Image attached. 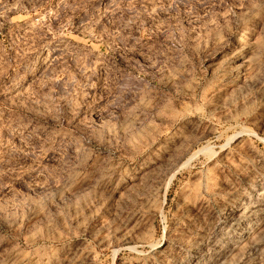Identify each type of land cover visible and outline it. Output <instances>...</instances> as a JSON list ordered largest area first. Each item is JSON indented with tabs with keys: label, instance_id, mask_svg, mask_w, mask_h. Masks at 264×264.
<instances>
[{
	"label": "rangeland",
	"instance_id": "rangeland-1",
	"mask_svg": "<svg viewBox=\"0 0 264 264\" xmlns=\"http://www.w3.org/2000/svg\"><path fill=\"white\" fill-rule=\"evenodd\" d=\"M0 264H264V0H0Z\"/></svg>",
	"mask_w": 264,
	"mask_h": 264
}]
</instances>
